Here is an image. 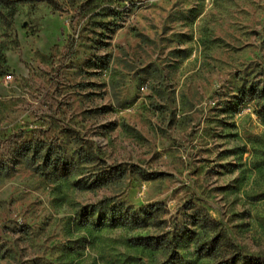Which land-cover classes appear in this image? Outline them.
<instances>
[{
  "label": "rangeland",
  "instance_id": "obj_1",
  "mask_svg": "<svg viewBox=\"0 0 264 264\" xmlns=\"http://www.w3.org/2000/svg\"><path fill=\"white\" fill-rule=\"evenodd\" d=\"M169 232L264 264V0H7L0 264H162L128 239Z\"/></svg>",
  "mask_w": 264,
  "mask_h": 264
},
{
  "label": "trees",
  "instance_id": "obj_2",
  "mask_svg": "<svg viewBox=\"0 0 264 264\" xmlns=\"http://www.w3.org/2000/svg\"><path fill=\"white\" fill-rule=\"evenodd\" d=\"M7 0H0V8L5 6ZM110 177H115L116 173H111ZM152 218V212L142 209L135 211H111L103 217L99 216L96 226H107L108 228H129L140 229L148 224ZM201 223L209 231L213 230L215 221L205 216ZM201 224V225H202ZM191 234V233H190ZM179 236L174 232H169L165 236H135L128 239V244L134 248H141L151 251L167 252L169 257L162 264H187V261L179 252ZM196 254L217 260L218 264H262L259 258L244 254L236 246L228 242L225 238L216 235L202 244L195 243Z\"/></svg>",
  "mask_w": 264,
  "mask_h": 264
},
{
  "label": "built area",
  "instance_id": "obj_3",
  "mask_svg": "<svg viewBox=\"0 0 264 264\" xmlns=\"http://www.w3.org/2000/svg\"><path fill=\"white\" fill-rule=\"evenodd\" d=\"M6 79H9V77H8V76H6Z\"/></svg>",
  "mask_w": 264,
  "mask_h": 264
}]
</instances>
